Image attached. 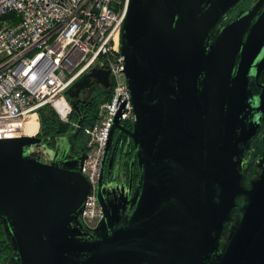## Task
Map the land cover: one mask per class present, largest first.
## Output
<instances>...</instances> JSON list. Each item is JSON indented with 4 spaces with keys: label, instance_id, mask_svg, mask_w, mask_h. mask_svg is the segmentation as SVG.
<instances>
[{
    "label": "water",
    "instance_id": "95a60500",
    "mask_svg": "<svg viewBox=\"0 0 264 264\" xmlns=\"http://www.w3.org/2000/svg\"><path fill=\"white\" fill-rule=\"evenodd\" d=\"M241 1L129 0L119 50L135 120L128 130L116 116L102 163L126 134L131 175L100 177L97 228L83 219L88 150L73 154L70 137L83 125L77 101L111 88L106 62L67 90L79 119L54 148L0 140V224L17 264H264V153L245 184L264 116V0L216 31Z\"/></svg>",
    "mask_w": 264,
    "mask_h": 264
},
{
    "label": "built area",
    "instance_id": "2783aa9c",
    "mask_svg": "<svg viewBox=\"0 0 264 264\" xmlns=\"http://www.w3.org/2000/svg\"><path fill=\"white\" fill-rule=\"evenodd\" d=\"M129 0H0V140L40 137L41 110L71 123L67 90L100 61L110 69V98L88 128L83 173L91 182L83 219L104 217L97 196L101 164L116 116L135 120L119 41ZM99 87H102L98 85ZM30 124L37 128H31ZM77 127V123H73Z\"/></svg>",
    "mask_w": 264,
    "mask_h": 264
},
{
    "label": "flooded vegetation",
    "instance_id": "af4514ba",
    "mask_svg": "<svg viewBox=\"0 0 264 264\" xmlns=\"http://www.w3.org/2000/svg\"><path fill=\"white\" fill-rule=\"evenodd\" d=\"M258 0H242L238 7L230 10L220 21V23L216 27V31H219L221 27L227 25L234 19L239 18L245 12H247L252 6L257 3ZM261 13V10L260 12ZM261 80L263 78L261 77ZM99 88L98 85H94L90 90H88L82 97V100L89 97L91 92L94 89ZM128 130H133L132 125H126ZM48 142V141H47ZM57 143V139L53 141H49L48 145L52 148L55 147ZM71 144V152L75 155L79 154L80 145L76 147V145ZM83 144H81L82 147ZM134 153V146L129 137L126 134L121 135L120 143L116 151H114V146L108 152V156L106 159V163L101 164V174L100 177L104 178L105 184L116 182H128L130 180L131 169L130 164L132 161V155ZM264 153V116L262 119V125L259 130L258 135L253 139V141L249 144L246 158L248 160L247 165L245 166L246 180L247 183L250 179L254 178L258 174V170L255 167V161L257 158ZM138 167L135 165L134 169V183H136L138 179ZM254 175V176H253ZM238 210L235 211V215L231 217L230 223L228 227L225 229L223 240L220 243L222 247L225 246L228 241L231 231L236 224L238 217ZM236 217V219H235ZM0 227L2 225L0 224ZM3 232V233H2ZM2 233V234H1ZM0 264H17L15 254L12 250V247L8 241L7 235L2 227L0 228Z\"/></svg>",
    "mask_w": 264,
    "mask_h": 264
},
{
    "label": "trees",
    "instance_id": "16d2710c",
    "mask_svg": "<svg viewBox=\"0 0 264 264\" xmlns=\"http://www.w3.org/2000/svg\"><path fill=\"white\" fill-rule=\"evenodd\" d=\"M97 89L98 93L96 95L77 101L83 115V125L78 134L71 135L70 142L76 146L80 145L78 152L82 147L88 150L85 131L95 124L100 106L110 98L112 93L111 90H105L103 87ZM78 119L79 117L74 111L70 118L71 123L62 122L52 108L47 106L41 110L42 130L40 137L47 139L48 142L63 137L76 129V127H72V124L77 123ZM128 125L131 126L132 124ZM81 144H83L82 147ZM245 184L247 185V180ZM0 228L2 229V227Z\"/></svg>",
    "mask_w": 264,
    "mask_h": 264
},
{
    "label": "rangeland",
    "instance_id": "374dc122",
    "mask_svg": "<svg viewBox=\"0 0 264 264\" xmlns=\"http://www.w3.org/2000/svg\"><path fill=\"white\" fill-rule=\"evenodd\" d=\"M98 93V89H94L92 92H91V94L89 95V97H91L92 95H96ZM88 97V98H89ZM52 110L57 114V116L59 117V119H60V116L58 115V113L52 108ZM61 120V119H60ZM62 121V120H61ZM63 122V121H62ZM129 124H132V123H129ZM72 127H74L73 126V124H72ZM88 129V128H87ZM87 129H86V131H87ZM86 131H85V134H86V140H88V138H87V133H86ZM78 146V145H77ZM76 146V147H77ZM79 148V147H78ZM235 219H236V217H235Z\"/></svg>",
    "mask_w": 264,
    "mask_h": 264
},
{
    "label": "bare ground",
    "instance_id": "6f19581e",
    "mask_svg": "<svg viewBox=\"0 0 264 264\" xmlns=\"http://www.w3.org/2000/svg\"><path fill=\"white\" fill-rule=\"evenodd\" d=\"M30 125H32V126H30V127H31V128L33 127V129H34V128H35V129L37 128L36 126H33V124H30Z\"/></svg>",
    "mask_w": 264,
    "mask_h": 264
}]
</instances>
